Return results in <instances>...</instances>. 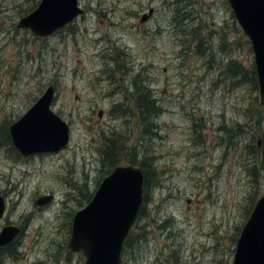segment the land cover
<instances>
[{"label":"rangeland","instance_id":"rangeland-1","mask_svg":"<svg viewBox=\"0 0 264 264\" xmlns=\"http://www.w3.org/2000/svg\"><path fill=\"white\" fill-rule=\"evenodd\" d=\"M40 1L0 0V195L7 198L0 231L23 229L14 246L0 249V264H84L68 248L71 219L114 168L108 144L127 146L120 165L139 164L147 152L156 159L157 174L144 186L150 202L122 264H232L264 194V109L259 116L258 76L255 88L225 71L235 60L249 74L255 61L228 0H79L84 13L48 37L19 26ZM193 28L208 34L209 49L198 50L186 31ZM138 74L163 108L151 137L134 106ZM52 84L70 143L24 158L7 138L9 126ZM44 194L54 201L35 206Z\"/></svg>","mask_w":264,"mask_h":264},{"label":"water","instance_id":"water-1","mask_svg":"<svg viewBox=\"0 0 264 264\" xmlns=\"http://www.w3.org/2000/svg\"><path fill=\"white\" fill-rule=\"evenodd\" d=\"M234 15L249 37L254 51L260 102L264 105V0H229ZM78 0H41L22 17L19 26L47 36L83 13ZM144 14L141 21H147ZM55 88L50 85L38 101L10 126L16 148L24 155L58 153L69 142V126L50 108ZM260 144V141L258 142ZM144 194V173L138 164L120 165L103 178L92 199L73 216L68 248L81 252L84 264H121L126 238L137 220ZM54 195H41L35 206L52 202ZM6 198L0 195V218ZM21 232L18 225L0 231V247ZM232 264H264V194L256 202L239 235Z\"/></svg>","mask_w":264,"mask_h":264},{"label":"trees","instance_id":"trees-1","mask_svg":"<svg viewBox=\"0 0 264 264\" xmlns=\"http://www.w3.org/2000/svg\"><path fill=\"white\" fill-rule=\"evenodd\" d=\"M181 0H177V3H180ZM187 4L183 6H181L180 8H183L182 11V17L185 16L186 19H188L190 12L187 9ZM30 12V11H29ZM182 27H186L185 24H180ZM187 26H189L192 29V25L186 23ZM186 31L188 32V34H190L193 39L194 42H196V47L198 48V50L200 52H202V44H204L206 46V48L209 46L208 45V34L205 33L203 31L200 33L198 31V29L193 28V31H190L189 29H186ZM188 36V35H187ZM202 48H201V47ZM209 49V48H207ZM214 57L216 56H212V58L214 59ZM118 71L120 70H124L125 69V65L121 64L120 62H118ZM225 71L227 73H230L234 78H237V81H235V83H251L253 84V86H257V73L255 71V66H254V62L252 63V67L248 70L249 74L246 73L245 67L241 66V62L240 61H235L232 60L230 61V63L227 65V67L225 68ZM132 86L134 87V94H135V110L138 116V121H139V125L140 127L144 130L145 135L146 136H154L156 135V129L158 128V124H157V118L160 115V113L162 112L163 108L159 105V100L157 99L156 95L157 92L156 90L152 87L151 84L149 83H145V80L140 78V75L138 74L137 76L134 77V80L132 82ZM257 104L260 108L258 115L260 116V114H262L261 110L264 109V105L261 104V102L258 100ZM194 126H198L197 123L194 124ZM150 129V130H149ZM224 129L227 132V137L228 136V132L231 133V136L233 134V127H229V126H225L222 125L221 130ZM8 133V131H7ZM234 135V134H233ZM236 136V135H234ZM8 140L11 142V137L10 134L8 133L7 135ZM230 138V137H229ZM258 143V142H257ZM256 146V144H255ZM127 146L126 145H121L118 146L116 144H112L107 146L105 155L110 159V161H113V163L115 164L113 167L119 165L120 161H121V157H120V153L124 150V152L126 151ZM132 160L134 161V159L132 158ZM155 157L152 156L151 153L147 152V154L145 156H143V160L139 161L138 163L140 164V166L142 167L143 171H144V178H145V188L147 187L148 189V185H150L151 179L157 174L156 168L154 167V163H155ZM91 192L90 193H85L84 197L85 198H89L90 197ZM148 202H150V198H149V190L147 191V193L145 194V204L146 205ZM131 235V234H130ZM129 235V236H130ZM128 236V238H129ZM128 238L124 244V258L126 253L130 250L128 249V246H125L126 243L128 242ZM16 242V241H15ZM14 246V242L10 243L8 246L6 247H1L0 249H7L9 247ZM12 252V251H10Z\"/></svg>","mask_w":264,"mask_h":264}]
</instances>
